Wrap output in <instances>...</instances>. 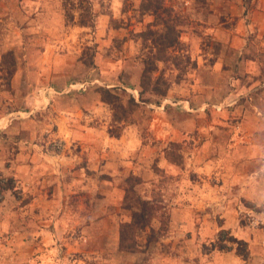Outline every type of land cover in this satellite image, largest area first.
<instances>
[{
  "label": "rangeland",
  "instance_id": "1",
  "mask_svg": "<svg viewBox=\"0 0 264 264\" xmlns=\"http://www.w3.org/2000/svg\"><path fill=\"white\" fill-rule=\"evenodd\" d=\"M263 6L252 0H0V264H86L77 249L87 243L77 237L79 228L65 224L88 217L91 203L120 221V234L147 206L152 211L147 227L128 234L126 246L136 240L133 252L119 242L124 264H158L160 254L174 263L172 218L182 205L192 209L198 239L205 236L203 251L231 253L229 264L248 261L253 249L264 255V113L256 115L257 130L244 126L243 115L228 110L244 100H228L226 82L215 76L205 82L217 88L211 99L195 86L205 61L224 52L233 57L219 27L260 48L264 36L249 27L262 21ZM261 50L264 60V45ZM104 90L119 98L116 105L104 100ZM28 92L38 103H27ZM85 118L106 139L129 137L122 151L107 148L118 173L103 163L102 187L110 193L115 187L116 195L70 193L58 171L44 164L24 181L16 168L23 150L66 166L60 162L81 152L78 126ZM103 249L102 260L89 262L115 264Z\"/></svg>",
  "mask_w": 264,
  "mask_h": 264
},
{
  "label": "crops",
  "instance_id": "2",
  "mask_svg": "<svg viewBox=\"0 0 264 264\" xmlns=\"http://www.w3.org/2000/svg\"><path fill=\"white\" fill-rule=\"evenodd\" d=\"M237 1L240 3L243 0ZM257 1L262 4L264 3V0H252L254 3ZM258 8L262 10V6ZM259 13L264 17V11ZM203 24H205V29L208 31L216 30V26L210 23L204 22ZM249 29L250 31L258 32V39H262L264 36V18L258 23L250 24ZM219 30L226 37L225 47L233 53V57L224 52L223 55H220L212 64L205 65V62H207L205 61L203 63L204 66L200 67L198 78H196L199 80L198 82L196 81V89H199L200 93H205L203 95L204 99H211V97L216 98L218 94L217 88H213L209 83L205 82L211 81V76H215L218 78L217 80L222 79L223 82H226V87H228L226 93V98L228 100H244L241 104H234V106L228 110H236L238 114L243 115L244 126L248 123L249 126L257 130L256 124H260L261 120L258 119L256 115H262L264 113V60L262 59V55H260L264 43L261 42L259 48L255 43H244L243 37L239 36L240 34L236 33L234 29H223L219 27ZM262 41L264 42V39H262ZM251 52H253L254 55H252ZM243 53L247 54V58L240 59ZM251 56H254V58ZM229 83L231 86H229ZM214 90H216V92H214ZM33 94L34 92H28L26 95L28 104L33 105V103H38L39 97L33 96ZM198 100L203 101L201 96L198 97ZM208 104L209 103H206L205 105ZM197 107H199L197 108L198 112L203 109V107ZM28 113V111L19 112L22 117L28 115ZM89 121V119L85 118L84 122L79 123L78 126L80 128L78 136H80V146L82 147L80 154H72L70 157L60 162L65 163L67 167V163H69L70 168L62 165L58 166V168L54 167L53 160L51 162L49 158L40 156L39 154L28 155L25 151L26 149H24L16 165L17 171L20 172L22 179L24 181L31 180V178L34 179L31 173L35 174L39 169L38 166L44 164L47 171H58L57 174L59 176L57 180H60V186L69 189L70 193L86 194L89 197L96 196L99 193L103 195L104 192L109 193V195H116L115 187V191L112 193H110L109 189H103L102 187L100 178L103 173V163L106 162L105 168L114 169V172H117L119 169H116L118 163L115 165L109 161L111 152L107 148L110 146L111 149L114 150L115 146H118L120 151H122L124 147H120L119 145L123 143L122 145L124 146L125 143H128L129 137L120 140L116 139L114 141L108 138L106 139L104 132L100 131L101 129H98L96 126H92ZM252 121L254 122L252 123ZM135 144L138 145L139 142ZM125 153H127V151H125L123 155ZM50 163L53 164L50 165ZM25 171L29 172L26 176L23 175ZM180 207L182 208H178L174 211L172 218V227L175 229V236H172L171 239H176L174 244L176 260L173 263L169 257L160 254L158 264H197L195 261L196 258H201L202 264H229L230 260L233 258L231 253H222L219 251H211L208 253V251H203V244H201V242L204 240L205 236L198 239L199 236L196 233L197 224L192 209L188 208L186 205ZM188 209L191 210L190 215L187 213ZM87 211L89 214L88 217L70 219L67 224H65L69 227L79 228L76 230V232L78 231V233H80L77 237L87 243L80 245L77 249L84 258L88 260L86 264H92L89 260H102V254L104 252L103 246H106V250H111V253L114 254V256H111L113 258L111 263L115 262L117 259L115 264H124V254L118 250L120 242V221L111 216L104 217L102 214L104 211L102 205L91 203V207H89ZM71 239H74V237H71ZM260 250L263 251V249ZM234 259V263L236 264H264L263 253L261 251L257 253L255 249H253L252 258L248 261L242 260L241 262L239 258ZM98 263L95 262L94 264Z\"/></svg>",
  "mask_w": 264,
  "mask_h": 264
},
{
  "label": "trees",
  "instance_id": "3",
  "mask_svg": "<svg viewBox=\"0 0 264 264\" xmlns=\"http://www.w3.org/2000/svg\"><path fill=\"white\" fill-rule=\"evenodd\" d=\"M166 93V92H165ZM103 98L106 102L112 104V105H116L119 101V98L118 97H115L111 91L109 90H104L103 91ZM126 113V111H125ZM12 180H9V182H11ZM12 185L11 183H9L8 185H5L3 187V190L6 191V190H10L12 189ZM147 205V204H146ZM148 210V206L146 207ZM147 209L145 210H142L141 213H138L134 216V221L133 222H130V223H125L121 226V234H120V249L121 250H125V251H129V252H133L135 250V243H136V240L134 239L133 242L129 245V246H126L125 243L126 241L128 240V234L132 233L133 236H135V231L134 229H140V228H145L148 226V221L149 219L146 218L147 213H149V216L152 215V211H147ZM148 219V220H147ZM124 226V229L122 228ZM130 228H132V230H130ZM128 230V231H127ZM130 230V231H129ZM233 242H237L239 245L241 244H245L244 242H240L236 239L232 240ZM239 255L244 256V254L242 252H238ZM245 260H247L245 258Z\"/></svg>",
  "mask_w": 264,
  "mask_h": 264
}]
</instances>
